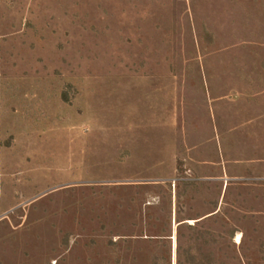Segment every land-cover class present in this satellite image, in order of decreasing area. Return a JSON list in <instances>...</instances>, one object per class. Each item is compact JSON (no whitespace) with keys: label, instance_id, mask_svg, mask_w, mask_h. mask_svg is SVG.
Listing matches in <instances>:
<instances>
[{"label":"rangeland","instance_id":"1","mask_svg":"<svg viewBox=\"0 0 264 264\" xmlns=\"http://www.w3.org/2000/svg\"><path fill=\"white\" fill-rule=\"evenodd\" d=\"M0 264H264V0H0Z\"/></svg>","mask_w":264,"mask_h":264},{"label":"bare ground","instance_id":"2","mask_svg":"<svg viewBox=\"0 0 264 264\" xmlns=\"http://www.w3.org/2000/svg\"><path fill=\"white\" fill-rule=\"evenodd\" d=\"M240 240H241V237H240V235H238V237H237L238 243H239Z\"/></svg>","mask_w":264,"mask_h":264}]
</instances>
